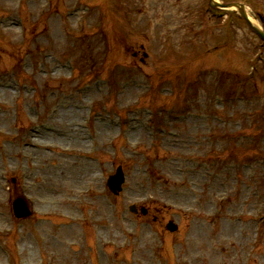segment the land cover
<instances>
[{
  "label": "rangeland",
  "instance_id": "obj_1",
  "mask_svg": "<svg viewBox=\"0 0 264 264\" xmlns=\"http://www.w3.org/2000/svg\"><path fill=\"white\" fill-rule=\"evenodd\" d=\"M77 1L64 0L68 15L51 13L47 20V9L55 8L51 0H0V75H10L0 86V264H264V222L257 219L264 209V92L215 101L243 94L244 71L253 65L249 56H264L257 34L234 11L229 25L227 10L219 17L203 12L206 0H128L135 13L117 8L116 0L82 13L72 8ZM239 1L262 25L256 14L264 21V0ZM207 44L216 50L205 52ZM226 45L231 49L224 51ZM189 58L157 79L166 75L165 64ZM117 62L129 66L115 69ZM110 68L116 70L111 77ZM263 68L248 85L264 87ZM219 77L224 83H217ZM185 84L203 97L191 111L196 115L171 130L148 127L149 110L141 106L140 115L130 111L132 104L146 103L155 119L160 113L154 105L176 103L169 91ZM141 93L143 102L134 101ZM57 100L62 106L51 114ZM89 106L96 107L91 120ZM65 112H71L67 122ZM46 119L54 133L27 135L24 126ZM35 135L52 148L24 147V139ZM81 149L100 153L105 168L91 156L82 163L75 155ZM155 153L176 159L171 167L160 163V194L143 183L141 160ZM59 158L65 166L50 165ZM120 161L128 168L125 188L108 198L103 178ZM96 175L100 179L84 188ZM48 191L59 197L44 203ZM18 194L34 198L32 216H13L11 199ZM144 198L150 199L144 215L126 211ZM168 219L177 222L175 232L166 230Z\"/></svg>",
  "mask_w": 264,
  "mask_h": 264
},
{
  "label": "bare ground",
  "instance_id": "obj_2",
  "mask_svg": "<svg viewBox=\"0 0 264 264\" xmlns=\"http://www.w3.org/2000/svg\"><path fill=\"white\" fill-rule=\"evenodd\" d=\"M68 111V110H67ZM70 113L71 112H65V114L63 113L62 114V120H65V122H67V120H70L71 119V117H70ZM65 116H68L67 118H65ZM75 130H77V129H75ZM79 130H77L76 132H78ZM80 132V131H79ZM47 133H50L51 134V132H49V131H42V134L45 136V134H47ZM37 157V156H36ZM38 158V157H37ZM39 159V158H38ZM38 164V163H37ZM35 176L37 179H38V177L36 176V174H32V176ZM38 182H41V183H48L47 182V179H45V178H43V179H40V180H38ZM51 191H48L47 192V194H44V196L42 197V198H46L45 199V201H44V203L46 202V201H52L53 199L55 200V198H57V197H59V196H51ZM36 196H38L39 198H41L38 194H36ZM44 206H48V204H43Z\"/></svg>",
  "mask_w": 264,
  "mask_h": 264
},
{
  "label": "water",
  "instance_id": "obj_3",
  "mask_svg": "<svg viewBox=\"0 0 264 264\" xmlns=\"http://www.w3.org/2000/svg\"><path fill=\"white\" fill-rule=\"evenodd\" d=\"M18 212H19L20 214L26 213L25 211H23V210H21V209H19Z\"/></svg>",
  "mask_w": 264,
  "mask_h": 264
}]
</instances>
